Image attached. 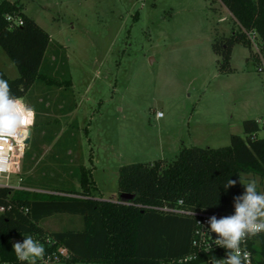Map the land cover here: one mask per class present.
I'll list each match as a JSON object with an SVG mask.
<instances>
[{"label":"rangeland","instance_id":"374dc122","mask_svg":"<svg viewBox=\"0 0 264 264\" xmlns=\"http://www.w3.org/2000/svg\"><path fill=\"white\" fill-rule=\"evenodd\" d=\"M12 1L24 5V11L50 34L53 45L63 47V71L57 74L54 69L52 76L72 79L68 101L77 104L63 129L75 122L74 159L90 169L97 198H120L122 165L172 161L183 147L228 146L232 133L243 134L245 119L264 120V75L257 71L256 60L247 59L249 49L237 44L231 61L235 70H218L213 39L238 29L220 2ZM0 70L6 75L0 78L7 82L19 76L1 45ZM38 90L40 85L24 97L34 122L30 103ZM50 152L51 146L43 147L41 159ZM25 154L12 176L14 185L20 186ZM251 180L257 182L258 192H264L260 176L246 175L244 183ZM43 225L64 230L81 227L83 218L57 214Z\"/></svg>","mask_w":264,"mask_h":264},{"label":"trees","instance_id":"16d2710c","mask_svg":"<svg viewBox=\"0 0 264 264\" xmlns=\"http://www.w3.org/2000/svg\"><path fill=\"white\" fill-rule=\"evenodd\" d=\"M211 1L224 5L238 26L230 35L218 34L212 42L218 70L231 73L237 44L249 49L248 60H255L249 33L256 34L264 52V0ZM18 18L23 20L21 25L16 23ZM52 43L50 34L24 11L23 4L0 0V45L19 70V76L8 81L11 92L24 99L36 85L42 89L32 94L35 122L20 187L0 186V206L4 207L0 211V264H29L18 260L12 248L26 236L41 244L45 254L67 247L71 254L66 264H162L191 252L195 221L160 208L234 214L233 198L245 191L240 180L244 183L246 175H253L264 183L262 127L257 119H245L243 134L232 133L228 146L183 147L172 161L122 165L119 193H131L133 199L97 198L90 169L74 159L75 122L63 129L77 104L68 101L72 79L52 76L54 69L58 68V74L65 65L62 45ZM0 76L6 78L1 70ZM50 144V154L41 159L43 147ZM228 179L237 183L225 189ZM57 214L81 216L83 225L46 229L43 222ZM252 248L258 264H264V233L257 235Z\"/></svg>","mask_w":264,"mask_h":264},{"label":"clouds","instance_id":"9594fccd","mask_svg":"<svg viewBox=\"0 0 264 264\" xmlns=\"http://www.w3.org/2000/svg\"><path fill=\"white\" fill-rule=\"evenodd\" d=\"M31 116H34L33 110L12 94L7 80L0 78V139L15 136ZM236 183L228 179L224 187L227 189ZM240 183L245 191L233 198L234 214L219 219L213 215L208 220L210 231L218 237L215 244L227 250L225 264H243L247 255H242L241 242L264 232V192L257 191L255 180L247 183L240 180ZM12 248L18 260L29 264H36L45 255V248L31 236H26L22 243H13Z\"/></svg>","mask_w":264,"mask_h":264},{"label":"built area","instance_id":"2783aa9c","mask_svg":"<svg viewBox=\"0 0 264 264\" xmlns=\"http://www.w3.org/2000/svg\"><path fill=\"white\" fill-rule=\"evenodd\" d=\"M8 20H13V17L8 16ZM16 23L21 25L23 20L18 18ZM249 38L252 43L255 60L257 58V71L264 75V52L257 42L255 33H249ZM22 100L25 103L24 99ZM27 107L30 108L29 106ZM157 116H163V113L158 112ZM259 123L264 125V120H261ZM33 126L34 116H31L26 121L25 125L17 130L15 136L0 139V186L20 187L12 183V176L16 172L17 162L24 156L26 150L30 146V143H27V139L29 137L31 138ZM160 209L190 216L195 221L191 252L169 261H163L162 264H225L227 250L215 244V240L218 237L216 233L210 231L208 220L213 215L219 219L232 214L178 207H163ZM3 210L4 207L0 206V211ZM257 235L247 237L240 244L242 255H247V260H244L243 264H258L257 257L252 248L257 242ZM23 240L24 239H18L16 242L22 243ZM70 254L67 247L60 246L57 250L46 253L43 258L37 259L36 264H56L58 262H65V260L70 257Z\"/></svg>","mask_w":264,"mask_h":264},{"label":"water","instance_id":"95a60500","mask_svg":"<svg viewBox=\"0 0 264 264\" xmlns=\"http://www.w3.org/2000/svg\"><path fill=\"white\" fill-rule=\"evenodd\" d=\"M30 141H31V138L29 137V138L27 139V143L29 144ZM133 197H134V195L131 194V193H122V194L120 195V199L123 200V201L131 200V199H133Z\"/></svg>","mask_w":264,"mask_h":264},{"label":"crops","instance_id":"0c3cea01","mask_svg":"<svg viewBox=\"0 0 264 264\" xmlns=\"http://www.w3.org/2000/svg\"><path fill=\"white\" fill-rule=\"evenodd\" d=\"M227 11H228V10H227ZM228 12H229V11H228ZM229 13H230V12H229ZM230 14H231V13H230ZM233 19H234V18H233ZM232 54H233V53H232ZM248 57H249V56H248ZM248 57H247V59H248ZM70 115H71V114H69L68 117H69ZM56 116H57V115H56ZM163 116H164V115H163ZM256 119H257V118H256ZM257 120H258V119H257ZM57 139H58V137H56V139L54 140V142H55ZM54 142H53V143H54ZM53 143H51V144H53ZM51 144H50V145H45L44 147H47V148H48V147L52 146ZM69 152H70V151H69Z\"/></svg>","mask_w":264,"mask_h":264}]
</instances>
